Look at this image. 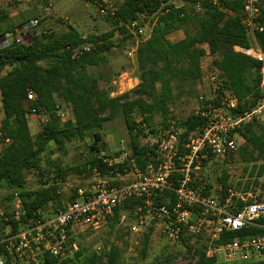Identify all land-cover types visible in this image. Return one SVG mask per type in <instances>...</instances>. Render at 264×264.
Returning <instances> with one entry per match:
<instances>
[{
    "label": "trees",
    "instance_id": "16d2710c",
    "mask_svg": "<svg viewBox=\"0 0 264 264\" xmlns=\"http://www.w3.org/2000/svg\"><path fill=\"white\" fill-rule=\"evenodd\" d=\"M180 1L183 3L181 7H177L174 0H122L114 6L116 15L108 16L114 24L110 33L85 36L83 32L69 27L62 32H34L29 42H14L6 48L0 47V95L4 111L0 133L4 142L7 141L0 152V188L14 192L9 196L10 201L16 196L21 198L27 213V218H23L22 222L37 217L39 210L48 211L58 203L60 182L69 173H93L97 169L104 178L117 184L118 181L112 180L117 174H124L133 168L144 171L157 156L156 145L150 146L142 141L148 135L146 127L151 126L157 114L163 118L164 126L169 125L174 81H201L202 59L208 53L204 45H208L209 53L214 56L213 66L225 87L239 102L235 112L243 113L257 105L261 98L260 63L234 50L236 45L251 46V36L243 23L246 0H218L217 4L211 0ZM260 2L258 22L263 31L258 32L257 36L264 48V0ZM197 3L200 10L196 8ZM141 17L150 19L152 30L148 37H144L135 55L139 84L130 92L112 96V90L100 87L101 77H93L87 69L102 64L104 54L116 46L111 40L115 34L121 38L119 44L132 37L128 25ZM9 20L8 13L0 9V37L17 28ZM25 22L22 21L19 26ZM178 30H183L185 37L172 41L170 35ZM29 91L36 94L31 106L36 107L39 114L49 115V121L36 136L31 133L27 119ZM60 103L72 108V118L64 123L58 114ZM136 115L142 117L141 122H137ZM117 117L125 120L129 131V155L121 163L108 165L105 158L98 155L101 151L98 143L102 140L100 130ZM204 124L205 120L194 114L179 121L176 126L183 131L182 140L187 141L189 135ZM157 131L150 128L149 132L155 134ZM89 133H93L95 143L91 149L97 156H93L83 167L73 166L57 171L51 183L45 181L38 189L27 188L29 173L36 172L44 178V153L51 143L63 148L66 142L84 140ZM239 137L245 141L240 149L245 161L264 160V122L246 126L240 130ZM255 170L256 165L252 176ZM205 172L208 175V169ZM258 175H264V164L260 165ZM175 177L177 186L182 175L177 173ZM228 179L225 170L215 187L210 182L208 192L213 187L217 188L218 197L225 198L229 188ZM254 183L258 184V181ZM139 204L140 198H132L117 207L114 216L109 219L112 228L119 223L122 212ZM1 220L5 226L8 225L2 217ZM11 224L13 232H17L20 223L12 221ZM252 235H264V217L255 226L223 235L218 244L234 237ZM185 239L188 238L182 237L181 240ZM149 243L150 236L146 235L141 251L144 258ZM83 254L81 249L75 252L77 258ZM119 257L120 251L113 247L104 255H86L79 264H117ZM61 259L46 255L42 264L73 262L71 258ZM199 264L227 263L207 257L205 251ZM243 264H264V260Z\"/></svg>",
    "mask_w": 264,
    "mask_h": 264
},
{
    "label": "built area",
    "instance_id": "2783aa9c",
    "mask_svg": "<svg viewBox=\"0 0 264 264\" xmlns=\"http://www.w3.org/2000/svg\"><path fill=\"white\" fill-rule=\"evenodd\" d=\"M84 1L98 5L102 15H116L114 5L107 0ZM211 1L218 3V0ZM196 8L200 10L199 3ZM260 14V0H246L243 23L251 36V46L234 47L236 52L260 63L261 98L253 109L235 112L239 102L212 66L207 73L210 94L200 96V106L195 113L205 120L204 126L192 132L187 141L182 140L183 131L177 128L176 122H170L155 134L148 132L142 141L150 146L156 145L157 156L144 171L132 169L137 176L134 180L112 184L96 169L90 186L75 189L74 198L63 208L52 214L39 210L37 217L25 222L22 219L27 218L26 210L21 198L16 196L11 211L8 214L1 212L8 225L0 233V264L8 261L11 264H42L46 255L68 257L71 251H79L73 241L77 228L99 230L114 216L117 207L132 198L141 199V204L128 212L133 219L131 230L135 233L142 230L148 218L161 220L165 225L164 234L174 241L208 232L210 244L206 255L220 263L243 264L264 260V235L234 237L218 244L223 235L255 226L264 217V197L254 190H239L237 184L240 181L232 179L228 182L226 197L221 199L212 191L208 192L210 181L205 172L210 162L225 160L236 151L240 130L254 122H264V48L257 36L263 31L258 22ZM38 24V19L26 21L19 29L0 37V47L6 48L14 42H29ZM128 29L135 37L145 35V27L140 20L130 23ZM140 43L136 39V43L127 50L129 57H135ZM129 81L132 84V79ZM115 93L111 95L116 96ZM35 100L36 94L29 91L26 102L28 116L40 115L37 108L31 106ZM58 114L61 118L66 116L61 108ZM128 155V150H124L122 157L126 159ZM104 161L108 165L121 163L118 159L105 158ZM177 173L182 177L176 186ZM263 178H257L258 182ZM12 221L20 223L17 232H13Z\"/></svg>",
    "mask_w": 264,
    "mask_h": 264
},
{
    "label": "rangeland",
    "instance_id": "374dc122",
    "mask_svg": "<svg viewBox=\"0 0 264 264\" xmlns=\"http://www.w3.org/2000/svg\"><path fill=\"white\" fill-rule=\"evenodd\" d=\"M119 1L122 0H107V2H110L114 6ZM174 3L177 7L183 6L180 0H174ZM0 9L8 13L10 16L9 23L14 24L17 27L16 29H19L22 21L38 19L39 24L34 31L37 34H41L44 31L62 32L69 27H74L83 32L85 36L91 34L101 36L110 33L114 28L113 20L107 15H102L99 12L98 5L89 4L84 0H0ZM140 22L145 27V35L143 37L138 38L132 35V37L125 39L119 44L121 38L115 34L111 40L116 43V46L104 54L102 64L87 69L88 73L93 77H101L99 85L102 89L112 90L111 93L116 92V96L132 91L134 88L130 87L139 83L137 61L135 57L127 55V50L136 43V39L142 42L144 37H148L151 33L152 25L150 19L141 17ZM184 37L185 33L183 30L175 31L170 35L172 41H179ZM30 39L31 37L28 38V40ZM206 47L205 49L208 53L203 57L201 64L202 81H174V95L169 106V123H178L194 115L200 106V96H208L210 94L207 73L213 66L214 56L209 53L208 45ZM130 79H132V84L129 81ZM60 104L61 110L66 115L61 119V122L64 123L66 120L72 118V108L70 105ZM117 118L119 120L111 123L110 121L109 123L107 122L100 130L102 140L98 143V146L101 147L98 155L110 160L118 159L119 162H122L125 159V157H122V151L126 147L123 142L127 138L125 132L127 127L122 117ZM2 120L3 114L0 113V127ZM136 120L137 122H141L142 117L136 115ZM47 121H49L47 113H40V115L30 118L31 133L36 136L44 129ZM164 123L160 115H155L151 126L146 127V133L150 131V128L161 129L164 127ZM94 143L93 133H89L84 140L74 139L66 142L63 148H59L56 144L51 143L44 153V178L36 172L29 173L27 188L35 190L40 188L45 181L51 183L57 171H62L73 166L83 167L93 156H97L91 149ZM6 144L7 141L4 142L3 136L0 133V152ZM244 144L243 138L239 137L237 149L233 156L225 160H214L209 163L207 168L209 181L215 187L217 179L226 170L229 177L228 182L229 180L233 181L232 179L240 181V185L237 184L239 190L243 192L254 190L258 195L264 197V175L260 183L258 182L257 185L254 183L256 180L258 181L257 178H260L258 170L260 165L264 164V160H258L257 162L245 161L240 154V149ZM104 153L105 156L103 155ZM255 165L256 170L252 176L251 172ZM135 174L136 172L134 173L132 169H129L124 174L116 175L112 180L118 182L134 180L137 177ZM93 180V173H69L60 182L58 203L52 205L48 212L52 214L64 207L73 199L75 189H87ZM257 186H259L258 189L260 191H257ZM214 187L211 191L214 195H217V188L215 189ZM13 193L10 189L0 188V232L6 228L4 222L1 220V212L5 211L8 214L11 211L14 200L10 201L9 196ZM128 212H122L119 223L115 228H112L110 220L96 231H91L84 227L77 228L73 241L76 242L84 254L77 258L75 252L71 251L69 256L62 258L61 261L71 258L73 262L68 264H79L86 255L91 253L104 255L111 248L115 247L120 251L117 264H199L201 255L210 244V234L208 232H204L198 237H190L184 241L169 239L164 234V222L151 218L147 219L140 232L135 233L131 230L133 219ZM123 216L125 219L122 220ZM146 235L150 236V243L147 255L144 258L141 251L143 239Z\"/></svg>",
    "mask_w": 264,
    "mask_h": 264
},
{
    "label": "crops",
    "instance_id": "0c3cea01",
    "mask_svg": "<svg viewBox=\"0 0 264 264\" xmlns=\"http://www.w3.org/2000/svg\"><path fill=\"white\" fill-rule=\"evenodd\" d=\"M207 46V45H206ZM205 45H204V47L205 48H207ZM0 113H2L3 114V117H4V111H3V107H2V101H1V95H0ZM33 117V116H32ZM31 116H28L27 117V119H28V122H29V126H30V118H32ZM116 120H119V118H115L114 120H111L110 121V123L111 122H113V121H116ZM109 123V122H108ZM107 124V123H106ZM125 124H126V122H125ZM126 127H127V125H126ZM126 130V129H125ZM126 132V134H127V138H125L124 139V146H126V147H124L125 148V150H128L129 148H130V143H131V141H130V135H129V131H128V128H127V130L125 131ZM122 152H124V150L122 151Z\"/></svg>",
    "mask_w": 264,
    "mask_h": 264
}]
</instances>
